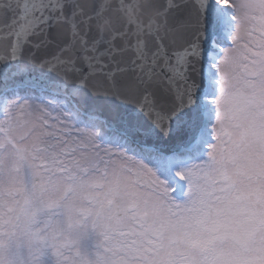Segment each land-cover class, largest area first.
<instances>
[{
  "label": "snow or ice",
  "instance_id": "obj_1",
  "mask_svg": "<svg viewBox=\"0 0 264 264\" xmlns=\"http://www.w3.org/2000/svg\"><path fill=\"white\" fill-rule=\"evenodd\" d=\"M0 264H264V0H0Z\"/></svg>",
  "mask_w": 264,
  "mask_h": 264
}]
</instances>
